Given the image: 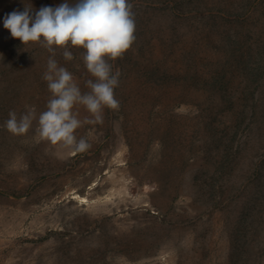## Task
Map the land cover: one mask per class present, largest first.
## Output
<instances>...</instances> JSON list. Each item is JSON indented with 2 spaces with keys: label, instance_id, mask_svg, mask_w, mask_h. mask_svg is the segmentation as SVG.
<instances>
[{
  "label": "rangeland",
  "instance_id": "rangeland-1",
  "mask_svg": "<svg viewBox=\"0 0 264 264\" xmlns=\"http://www.w3.org/2000/svg\"><path fill=\"white\" fill-rule=\"evenodd\" d=\"M63 2L0 0V125L51 98L52 54L4 17ZM128 3L119 107L76 130L87 151L0 127V264H264V0ZM68 50L54 59L88 92L85 50Z\"/></svg>",
  "mask_w": 264,
  "mask_h": 264
},
{
  "label": "clouds",
  "instance_id": "clouds-1",
  "mask_svg": "<svg viewBox=\"0 0 264 264\" xmlns=\"http://www.w3.org/2000/svg\"><path fill=\"white\" fill-rule=\"evenodd\" d=\"M3 26L22 45L36 43L52 54L42 76L51 98L38 117L32 109L19 116L11 110L0 127L22 136L35 121L36 143L58 147L68 155L87 151L91 145L85 138H77L76 130L83 124L102 123L105 109L119 107L114 90L121 73L118 69L113 72L110 61L121 58L135 41L132 5L128 0H64L55 7L42 6L38 10L25 6L23 11L6 14ZM69 46L85 50L83 64L92 77L86 81L88 92L82 93L73 74L54 59L59 48L65 60H72ZM77 106H83L91 118L81 120Z\"/></svg>",
  "mask_w": 264,
  "mask_h": 264
},
{
  "label": "bare ground",
  "instance_id": "bare-ground-1",
  "mask_svg": "<svg viewBox=\"0 0 264 264\" xmlns=\"http://www.w3.org/2000/svg\"><path fill=\"white\" fill-rule=\"evenodd\" d=\"M81 199V201H85V200H88V198L86 196H81L79 197ZM100 202V201H99ZM100 204V203H99ZM99 206V205H98Z\"/></svg>",
  "mask_w": 264,
  "mask_h": 264
}]
</instances>
